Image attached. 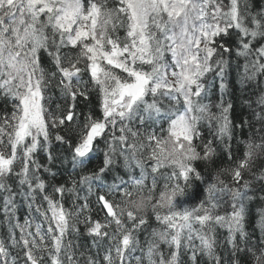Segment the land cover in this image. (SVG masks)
Masks as SVG:
<instances>
[{"label": "snow or ice", "instance_id": "6c2138e0", "mask_svg": "<svg viewBox=\"0 0 264 264\" xmlns=\"http://www.w3.org/2000/svg\"><path fill=\"white\" fill-rule=\"evenodd\" d=\"M0 221V264H264V0H0Z\"/></svg>", "mask_w": 264, "mask_h": 264}, {"label": "trees", "instance_id": "16d2710c", "mask_svg": "<svg viewBox=\"0 0 264 264\" xmlns=\"http://www.w3.org/2000/svg\"><path fill=\"white\" fill-rule=\"evenodd\" d=\"M93 199H94V198H93ZM93 214H94V215L96 214V209L93 210ZM100 216L102 217L103 214L100 213ZM2 233H3V225H2V221H0V234H2Z\"/></svg>", "mask_w": 264, "mask_h": 264}]
</instances>
